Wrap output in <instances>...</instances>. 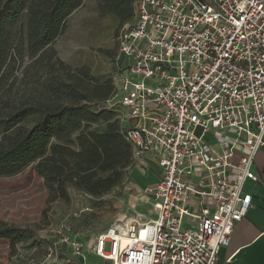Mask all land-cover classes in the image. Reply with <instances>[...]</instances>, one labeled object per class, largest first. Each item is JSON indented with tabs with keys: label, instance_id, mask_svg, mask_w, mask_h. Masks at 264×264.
I'll use <instances>...</instances> for the list:
<instances>
[{
	"label": "built area",
	"instance_id": "obj_1",
	"mask_svg": "<svg viewBox=\"0 0 264 264\" xmlns=\"http://www.w3.org/2000/svg\"><path fill=\"white\" fill-rule=\"evenodd\" d=\"M119 43L106 102L133 160L159 169L143 191L154 218L89 246L61 229L58 244L110 264H231L219 253L251 208L245 185L260 182L264 154V0H134Z\"/></svg>",
	"mask_w": 264,
	"mask_h": 264
},
{
	"label": "rangeland",
	"instance_id": "obj_2",
	"mask_svg": "<svg viewBox=\"0 0 264 264\" xmlns=\"http://www.w3.org/2000/svg\"><path fill=\"white\" fill-rule=\"evenodd\" d=\"M25 22L26 14L23 13L12 28L13 55L1 73L0 96L14 102L39 95L46 98L52 77L65 80L67 73L82 67H87L98 83L111 80L116 93L119 37L126 24L120 27L113 16L99 13L96 1L85 0L69 15L61 33L46 47V52L31 55L25 40L21 39ZM98 106L112 107L115 119L122 123L117 106L107 102ZM33 123L34 117L30 116L20 125L29 128ZM105 127L106 122L99 121L90 129L103 131ZM35 164H29L17 174L0 176V223L29 228L33 233L30 239L13 247L7 240L0 239V264H110L91 249L86 248L83 256L78 257L71 248L62 247L58 244L59 231L64 229L69 238L79 239L84 246H89L117 223L137 215L145 222L154 218L151 201L143 192L152 184V170L143 161L134 160L123 183L101 197L69 188L68 202L50 199Z\"/></svg>",
	"mask_w": 264,
	"mask_h": 264
},
{
	"label": "trees",
	"instance_id": "obj_3",
	"mask_svg": "<svg viewBox=\"0 0 264 264\" xmlns=\"http://www.w3.org/2000/svg\"><path fill=\"white\" fill-rule=\"evenodd\" d=\"M85 0H0V79L12 58V28L23 13L21 39L31 55L45 53L61 33L69 15ZM101 15L119 26L134 19V0H94ZM25 30L24 34L23 31ZM60 66L63 63L57 61ZM49 96L14 102L0 96V176L14 175L36 162L51 200L69 201V188L101 197L120 186L133 163L115 111L100 108L115 94L112 81L98 83L82 67L65 80L52 77ZM34 117L29 128L20 124ZM106 122L103 131L91 125ZM29 228L0 223V239L13 247L32 237Z\"/></svg>",
	"mask_w": 264,
	"mask_h": 264
},
{
	"label": "crops",
	"instance_id": "obj_4",
	"mask_svg": "<svg viewBox=\"0 0 264 264\" xmlns=\"http://www.w3.org/2000/svg\"><path fill=\"white\" fill-rule=\"evenodd\" d=\"M152 184L158 180L159 169L149 165ZM254 171L259 183L248 182L245 192L252 196V205L246 216L236 225L227 247L221 249L219 262L231 257V264H264V154L258 153Z\"/></svg>",
	"mask_w": 264,
	"mask_h": 264
},
{
	"label": "bare ground",
	"instance_id": "obj_5",
	"mask_svg": "<svg viewBox=\"0 0 264 264\" xmlns=\"http://www.w3.org/2000/svg\"><path fill=\"white\" fill-rule=\"evenodd\" d=\"M140 200H143V201H144L145 199H140ZM131 220H133V219H131ZM129 221H130V220H129ZM150 221H151V220H149V221H147V222L149 223ZM124 244H125V241L123 240V241H122V245H124ZM82 256H83V255H82ZM82 256H81V257H82Z\"/></svg>",
	"mask_w": 264,
	"mask_h": 264
}]
</instances>
